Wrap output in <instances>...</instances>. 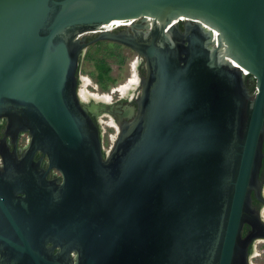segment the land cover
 I'll return each instance as SVG.
<instances>
[{
    "label": "water",
    "instance_id": "95a60500",
    "mask_svg": "<svg viewBox=\"0 0 264 264\" xmlns=\"http://www.w3.org/2000/svg\"><path fill=\"white\" fill-rule=\"evenodd\" d=\"M87 35L144 60L108 152L77 92ZM3 120L0 264H250L264 240V0H0ZM37 154L60 179L16 168Z\"/></svg>",
    "mask_w": 264,
    "mask_h": 264
},
{
    "label": "flooded vegetation",
    "instance_id": "af4514ba",
    "mask_svg": "<svg viewBox=\"0 0 264 264\" xmlns=\"http://www.w3.org/2000/svg\"><path fill=\"white\" fill-rule=\"evenodd\" d=\"M136 24L139 25V24H141V22L138 21ZM179 29L181 31L183 30L182 25L180 26ZM121 31H124V29H118L115 31V33H120ZM144 31L145 30L141 29L138 32L144 33ZM129 33L133 34L132 31H129ZM95 37L96 36L87 35V38L84 41V43L87 45V47L83 53L82 60L86 56V51L89 48V46L91 44H93L91 42L93 41V39ZM115 44L120 46V47H124L123 45H120L117 43H115ZM125 48H127V47H125ZM127 49L130 50L129 48H127ZM130 51L133 52L132 50H130ZM133 53H134V57L129 61V64H128L129 71H130V75H129L130 78L129 79L127 78L125 80L126 82L124 81L125 84L120 85L119 87H113L112 91L110 90L111 91L109 94V95H111L110 97H109V95H106V96L98 95L97 96L96 94L94 95V94L90 93L88 91L89 90L88 88H90V89H95V88H93L92 86H90V87L88 86L91 83V81L79 74V71H80V67H79L77 92L79 94V99H80L83 107L86 109L87 113L91 116L95 125L99 128L101 145H102L104 137H107L108 139H110V137L112 136L111 134H109V132H108L109 130L114 131V129H116L115 128L116 125L119 126V128H120L121 124L129 122L136 112V109H137V103L136 102H137V98H138L139 93H140V81H141V78L144 77L145 71L143 69V66H144L143 58L138 56L135 52H133ZM82 60H81V62H82ZM107 77H108V75H107ZM134 78L137 81V84L134 85V88L129 89V91L125 95H122V93L120 92L119 89L125 87L126 85H129L130 81L133 80ZM108 79H110V78L108 77ZM131 87H133V86H131ZM5 127H6V122L3 120L0 122V138H3V136H4ZM112 127L114 129H112ZM26 140H27L26 134L20 136L17 140V152L15 154V157L17 159H19L22 156L23 147L26 143ZM7 144L10 146V151L12 152L11 140L9 138L7 139ZM104 152H106V151L104 150ZM263 153H264V147H263ZM9 159H11V158H9ZM2 160H3V157L0 155V176L4 177L5 170L3 169V165L1 163ZM39 161H42L41 165L33 164L30 166H16V168L21 169L20 172H30L33 176L38 177V178L43 177L44 174L47 172L46 179L48 181L60 179V174L56 170H51V169L48 170V166L46 164V158L43 157L41 154H37L34 157L35 163H38ZM260 179L264 185V158H263V165H262L261 172H260ZM263 194H264V192H263ZM253 205L258 210H261V217L264 221L263 204L258 202L253 197ZM248 232H249V228L245 225L243 228V231H242V236L245 237L248 234ZM256 241H254L252 243V245L250 246L249 258H250V256L254 255V249H253L254 243L255 242L256 243L264 242V240H262V239H259ZM74 257H75V255L71 254V258H74Z\"/></svg>",
    "mask_w": 264,
    "mask_h": 264
},
{
    "label": "rangeland",
    "instance_id": "374dc122",
    "mask_svg": "<svg viewBox=\"0 0 264 264\" xmlns=\"http://www.w3.org/2000/svg\"><path fill=\"white\" fill-rule=\"evenodd\" d=\"M133 57V52L125 47H120L113 42H96L91 44L87 49L86 56L80 64L79 74L91 81V85L89 84L88 86H92L95 89L88 88L90 93L94 95L96 94L97 96H106L110 94L113 87H119L120 85L125 84V80L130 78L128 64ZM100 66H105L109 69L108 77L110 79H108V77H99L100 72L98 67ZM112 129L114 128L112 127ZM114 131H108L109 134L112 135L111 137L109 136L110 139L107 137H104L103 139L102 147L106 152L110 150L114 143L117 135V129H114ZM256 242L253 245L254 255L250 256L249 261L251 264H264V242Z\"/></svg>",
    "mask_w": 264,
    "mask_h": 264
},
{
    "label": "bare ground",
    "instance_id": "6f19581e",
    "mask_svg": "<svg viewBox=\"0 0 264 264\" xmlns=\"http://www.w3.org/2000/svg\"><path fill=\"white\" fill-rule=\"evenodd\" d=\"M181 20H183V19H181ZM148 24L151 26V21L149 20V22H148ZM130 24L128 23V24H122V22H115V25L114 26H111V27H109L108 29L109 30H113V28H116V27H118V26H129ZM134 70V69H133ZM246 74V73H245ZM128 83V82H127ZM137 84V81L135 80V78L133 79V80H131L130 81V83H129V85H126L125 87H123V88H121V89H119L120 90V92L122 93V95H125L128 91H129V89H131V88H134V85H136ZM131 86H133V87H131ZM110 97V96H109ZM106 100V99H105ZM108 101V100H107ZM113 125V124H112ZM115 128L117 129V134H118V132H119V126H115ZM117 137V136H116ZM116 137H115V139H116ZM114 142H115V140H114ZM112 147V146H111ZM108 152V151H107Z\"/></svg>",
    "mask_w": 264,
    "mask_h": 264
},
{
    "label": "trees",
    "instance_id": "16d2710c",
    "mask_svg": "<svg viewBox=\"0 0 264 264\" xmlns=\"http://www.w3.org/2000/svg\"><path fill=\"white\" fill-rule=\"evenodd\" d=\"M98 70L100 72V78H104V77H107L108 75V72H109V69L105 66H100L98 67Z\"/></svg>",
    "mask_w": 264,
    "mask_h": 264
}]
</instances>
